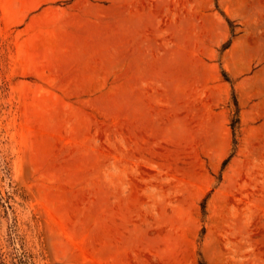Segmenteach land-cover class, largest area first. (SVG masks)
<instances>
[{
  "label": "rangeland",
  "instance_id": "1",
  "mask_svg": "<svg viewBox=\"0 0 264 264\" xmlns=\"http://www.w3.org/2000/svg\"><path fill=\"white\" fill-rule=\"evenodd\" d=\"M0 264H264V0H0Z\"/></svg>",
  "mask_w": 264,
  "mask_h": 264
},
{
  "label": "trees",
  "instance_id": "2",
  "mask_svg": "<svg viewBox=\"0 0 264 264\" xmlns=\"http://www.w3.org/2000/svg\"><path fill=\"white\" fill-rule=\"evenodd\" d=\"M235 105H236V107H237V111H239V103H238L236 97H235ZM238 122H239V119L234 120V121L232 122V127H233L234 132H236V129H237V123H238Z\"/></svg>",
  "mask_w": 264,
  "mask_h": 264
}]
</instances>
